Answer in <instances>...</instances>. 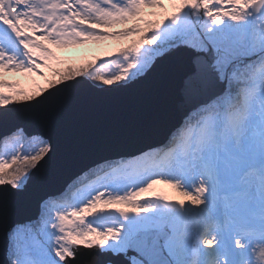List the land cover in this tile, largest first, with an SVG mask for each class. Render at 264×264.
I'll return each mask as SVG.
<instances>
[{"label": "snow or ice", "instance_id": "6c2138e0", "mask_svg": "<svg viewBox=\"0 0 264 264\" xmlns=\"http://www.w3.org/2000/svg\"><path fill=\"white\" fill-rule=\"evenodd\" d=\"M176 52L189 60L165 139L42 191L35 222L9 230L10 264H264V0H0V198L55 154L34 112L126 89Z\"/></svg>", "mask_w": 264, "mask_h": 264}, {"label": "water", "instance_id": "95a60500", "mask_svg": "<svg viewBox=\"0 0 264 264\" xmlns=\"http://www.w3.org/2000/svg\"><path fill=\"white\" fill-rule=\"evenodd\" d=\"M188 60L187 53L176 52L126 89L107 94L76 90L32 114L51 137L55 154L27 192L0 198V264H10V228L38 218L42 191L62 188L101 157L115 158L140 142L165 139L181 114L177 87ZM6 122L11 127L18 121L9 114ZM4 123L0 117V126ZM110 259L105 255L81 257L85 264L90 260L106 264Z\"/></svg>", "mask_w": 264, "mask_h": 264}, {"label": "rangeland", "instance_id": "374dc122", "mask_svg": "<svg viewBox=\"0 0 264 264\" xmlns=\"http://www.w3.org/2000/svg\"><path fill=\"white\" fill-rule=\"evenodd\" d=\"M123 27H128V25H117L115 28H123ZM111 30V29H110ZM129 39H132V38H129ZM116 43L117 42H115V43H111L108 47H106L107 49L105 50V48L103 47V46H98L97 47V50L96 51H93V50H91V52H95V53H97V54H104V53H106L107 51H109V50H113L114 48H115V46H116ZM66 53H69L68 51H62V54H60V55H62V56H65V57H67L66 55H63V54H66ZM80 58L81 57H79V58H76V59H71V60H74L75 62H80ZM70 59V58H69ZM61 67L63 66V65H60ZM9 79H15V80H19L21 83H24L25 85H27V83H28V80L24 77V76H16V75H10L9 77H8ZM37 80H40V78L39 77H37L36 78ZM40 82L41 83H43V81L42 80H40Z\"/></svg>", "mask_w": 264, "mask_h": 264}, {"label": "bare ground", "instance_id": "6f19581e", "mask_svg": "<svg viewBox=\"0 0 264 264\" xmlns=\"http://www.w3.org/2000/svg\"><path fill=\"white\" fill-rule=\"evenodd\" d=\"M119 29L120 28H113L110 31H116V30H119ZM115 42L116 41H107V42H105L103 44H99V45L100 46H103L105 48V50H106L107 49L106 47H108L111 43H115ZM99 45H97V44H91V45L87 46V49L90 50V52H91V50L96 51L97 50V47ZM85 51H86V49H84V48H81V49H72V50H68L69 53H66V54H63V55H66L70 59H76V58L81 57L82 54ZM60 54H62V51L60 52Z\"/></svg>", "mask_w": 264, "mask_h": 264}]
</instances>
